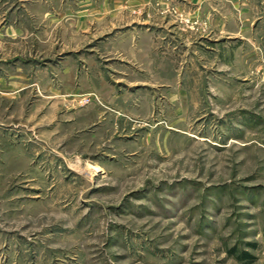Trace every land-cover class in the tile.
Here are the masks:
<instances>
[{"label": "rangeland", "instance_id": "obj_1", "mask_svg": "<svg viewBox=\"0 0 264 264\" xmlns=\"http://www.w3.org/2000/svg\"><path fill=\"white\" fill-rule=\"evenodd\" d=\"M0 264H264V0H0Z\"/></svg>", "mask_w": 264, "mask_h": 264}]
</instances>
